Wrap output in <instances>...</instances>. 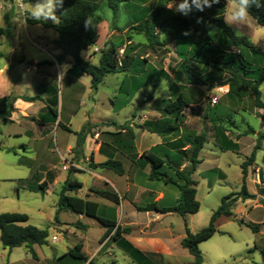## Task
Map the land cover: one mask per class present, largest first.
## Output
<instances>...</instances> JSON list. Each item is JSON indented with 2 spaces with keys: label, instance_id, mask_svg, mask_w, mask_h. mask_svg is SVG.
Masks as SVG:
<instances>
[{
  "label": "rangeland",
  "instance_id": "obj_1",
  "mask_svg": "<svg viewBox=\"0 0 264 264\" xmlns=\"http://www.w3.org/2000/svg\"><path fill=\"white\" fill-rule=\"evenodd\" d=\"M97 1L99 9L94 20L100 39L90 50L83 52V56L88 57L90 52L96 49L97 51L91 53V57L92 63L97 64L101 52L107 50L112 41L122 40L123 42L117 57L113 60L118 73L107 75L96 93L92 92L89 75L82 74L74 68L71 71L73 58L70 56L67 57L70 62H65L62 67L63 70L70 68L69 74L75 76L69 77L70 79L67 78L66 73L60 75L56 67L38 65L44 60H51L52 57L49 54L57 60L61 53L57 52L53 39L58 35L55 31L41 25L28 23L23 25L18 9L19 0H0V27L6 28L9 22L14 26L12 37L7 38L0 35V51L5 54L9 63L8 74L13 79L14 85L20 83L23 77L26 79L27 72H34L36 77H46V79L54 76L51 84L53 83L52 88L55 89L56 98L60 101L59 113L63 124L68 125L75 133L83 129L89 133L91 138L100 133L99 140L111 143L120 137L122 130L136 129L142 147H149L161 139L164 150L160 152V155H163L164 151L177 153L182 148H189L188 136L206 133L207 143L201 151L202 162L200 167H197L198 171L192 176L196 181L197 200L200 203L198 213L188 215L185 219L172 213L165 216L162 222L159 219L154 221L155 219L151 218L150 220L147 215L140 214L131 234L137 242L155 245L159 248L157 253L151 254L152 259L158 264H192V255L180 245V241L186 235L185 222L190 232L201 231L208 226L222 198L241 191V164L250 156L260 134L264 132V119L258 113L259 111L264 113V111L254 106V98L249 90H244L237 85L232 88L230 85L220 87V80L216 75L201 67L191 65V62L180 53H185L184 43L180 44L155 29L159 45L152 47L144 36L127 33L128 28L141 19L142 9H155L158 6V0H141L140 3L130 2L121 5L117 17H114L105 0ZM35 2L36 0H31V3ZM176 2L179 3L180 0ZM167 10L171 14H179L168 8ZM230 28L235 33V29ZM242 37L249 39L254 45L264 50V28L258 23L250 29H245ZM233 51L240 52L236 48ZM131 59L144 62L139 81L145 87L135 95L128 96L131 92L129 80L125 82L123 92L119 90L125 74L122 70L125 66H130ZM184 65L192 67L199 76L206 80L207 84H187ZM161 72L165 73L168 79H160L157 89L154 90L152 82ZM224 79H227V76ZM162 80L167 82L166 91L161 87ZM72 82L76 90L73 96L74 101H71V98L67 99V84ZM263 87L264 83L260 89L262 90ZM13 91L30 93L22 86H13ZM178 93H182L189 104L184 111V118L179 123V135L163 139L148 131L144 122L160 121L161 111L164 108L162 101ZM213 99H218L217 104H213ZM131 100L133 104H129ZM262 100L264 102V96ZM205 114L206 118H204ZM18 118L22 119L14 123L11 121L4 123L3 118L0 117V146L2 147L0 149V214L28 215L27 224L48 230L49 244L36 247L39 257L36 260L25 247L15 248L9 255L8 250L4 249L0 243V264H83L82 261L70 257L57 259L54 262L50 258L52 255L62 256L65 251L79 243H84L86 250L92 251L98 246L102 233L101 228L94 219L83 217V223L92 225L90 229L83 232L76 228L75 233H67L65 224L77 223L79 216L69 211H61L57 215L60 185L48 186L45 194L30 189V185L54 178L64 179L70 173H74V178L84 184V191L93 185L99 186L102 182L93 173L77 172V170L93 168L91 161H80L77 165L73 163L75 157L68 155V148L76 145L74 133L61 128L55 131L54 126L44 127L40 120L36 121L32 117L19 115ZM88 118L89 121L86 123ZM131 120L135 121L134 128L130 127ZM215 124L224 128L230 139L240 142L238 153L223 152L218 147L214 135ZM32 130L44 136L49 134L46 141H38V137L34 141L29 134H24L27 131L31 133ZM20 133L22 135H19ZM260 143L262 149L257 151L258 164H261L264 157V139ZM114 146L116 145L111 143L110 147ZM7 148H15V150L11 149L13 152H8ZM87 154L90 155L89 152ZM62 155L66 161L62 160ZM143 155L153 157L151 150L144 151ZM257 163L248 167L246 186L247 188L249 186L251 192L259 194L261 190L257 183V172L259 168L264 170V163L263 167ZM123 164L129 167L127 162ZM187 164L185 168L181 166L180 170L187 171L190 168L189 163ZM64 167L67 169L65 170ZM215 168L218 171L210 173ZM165 169L170 175H174L173 170L168 166ZM103 171L116 181L120 193H124V179H120L110 170ZM128 176L130 181H133V169L128 170ZM142 177L138 178L140 187H153L156 191L164 193L162 206L176 205L179 195L176 187L164 185L161 182L148 181L147 183ZM152 197L153 195L150 199H146L145 196H138L135 205L146 206L153 201ZM103 201L106 200L103 199ZM125 209L130 216H137L131 210L129 203H126ZM239 209L245 212L246 216H243ZM233 211L236 216L233 218L220 217L216 222L217 232L209 240L200 244L202 264H263L264 209L252 204V201H247L246 204L240 202L234 206ZM153 216L156 217V215ZM241 221L262 224L260 232H253ZM59 222L63 224L59 225ZM54 236L59 238V241L52 242ZM104 244L106 249L112 245L110 241H105ZM26 251L29 253L27 254ZM129 263L130 259L118 248L113 250V257L103 254V259L95 262V264Z\"/></svg>",
  "mask_w": 264,
  "mask_h": 264
},
{
  "label": "trees",
  "instance_id": "obj_2",
  "mask_svg": "<svg viewBox=\"0 0 264 264\" xmlns=\"http://www.w3.org/2000/svg\"><path fill=\"white\" fill-rule=\"evenodd\" d=\"M107 7L112 11L114 17H117L121 5L130 2L140 3L141 0H105ZM171 0H158V6L151 10L142 9L141 19L134 22L127 33L130 35L144 36L147 43L154 47L159 45L158 35L155 29L158 28L159 33L176 40L180 44L186 45L185 53L181 55L191 62L195 67H201L206 71H210L219 79V86L230 85V87L239 86L244 90H249L254 98V106L264 111V102L262 95L264 87H260L264 83V50L254 45L245 37L237 38L232 29L225 24L224 14L226 12L225 0H220L219 4H214L211 8H206L204 12L194 11L190 16L185 17L181 14H171L167 10V5ZM260 6L256 4L250 5V14L256 19L257 23L264 28V0H259ZM99 3L97 0H64L62 7H57V15L60 19L59 24L51 22H37L29 19L30 25H41L46 29L55 31L58 35L55 40L56 46L61 50V54L57 58V63L62 65L68 56L73 58V67L71 71L77 69L82 74L91 77V89L96 93L99 86L104 82L107 75L117 74L118 71L113 65V60L117 57L122 46V40L112 41L108 49L102 51L98 64H93L84 60L81 53L92 46H95L100 39L97 29L85 30L84 20L88 16L93 18L97 15ZM202 17L203 22L197 23V18ZM191 31L190 35H184L186 31ZM14 26L9 22L6 28L0 27V35L7 38L12 37ZM236 48L240 52L233 51ZM129 57L128 54L126 56ZM143 61L130 60L129 67L125 66L122 70L129 73V82L133 83V88L128 96H133L145 86L139 81V76L143 71ZM38 65H51V62L44 61ZM184 71L187 76L186 83L189 85H206L204 78L199 76L192 67L184 65ZM227 76V79L223 78ZM168 79V76L161 72L158 78L153 80L154 90L158 87L160 79ZM125 81V80H124ZM121 84L120 92H123L125 82ZM127 91V90H126ZM127 93V92H126ZM18 98L9 95L0 98V117L5 121L14 112V102ZM23 101L34 102L39 99L36 97H21ZM164 108L161 111V120L158 122H144L145 127L151 133L157 134L161 138L170 136H178L179 123L184 118V111L189 104L184 99L182 93L173 94L168 100H163ZM50 120L47 123H56L58 118V108L55 106L48 108ZM264 119V113L260 114ZM206 114L204 118H206ZM57 126L67 132H71L70 128L61 122ZM88 132L81 130L76 133L77 142L73 149L75 157H79L83 153ZM215 142L223 152L238 153L240 145L230 139L224 128L214 125ZM187 149H180L176 154L172 155L171 151H164L163 144L157 145L151 149L153 157L149 158L142 155L140 161L150 167L148 180L160 181L166 185H174L179 192L176 205L172 207L160 206L157 203H151L145 207H139V212H157L159 214H178L182 218L188 215L198 213L200 203L197 200L196 181L192 175L197 171V167L201 163L199 159L200 153L207 143L206 133L202 132L198 135L188 136ZM264 139V132L258 138L257 144L250 156L241 164L242 169V187L238 193H231L222 198L221 204L216 211L213 212L207 227L197 233H192L185 222L186 235L181 240L180 245L186 249L193 257L192 264H202L203 256L200 250V244L209 240L216 232L217 220L224 216L233 218L234 206L238 200L245 201L248 199L255 200L257 196L251 194L246 186V178L248 167L255 163L256 153L261 149L260 141ZM1 149V148H0ZM8 152L13 150L8 149ZM185 163H189L190 168L187 171L180 170ZM164 166H168L173 170L174 175H170L163 170ZM93 169H106L114 172L119 176L126 173L124 164L118 159H108L107 161L95 164L92 163ZM217 168L210 171L216 173ZM259 177L264 182V170L259 171ZM52 180V179H51ZM44 180L30 185V189L45 194L48 190L50 181ZM53 181V180H52ZM83 184L72 178V173L68 175L58 193V212L70 211L77 214H85L88 217L95 218L100 221L105 229V233L100 239V243H104L107 239L116 244L134 264H158L149 254L143 253L133 244L127 241L123 235L129 233L128 228H122L117 223V210L114 207L101 206L97 202L85 200L77 196L71 195L82 188ZM92 193L101 197L115 205H120V196L112 189H92ZM260 203L264 206V199H260ZM29 217L21 213H2L0 214V243L4 249L11 252L15 248L25 247L34 259H38L35 246H45L49 244V232L45 229H39L33 225L27 224ZM58 221V217H57ZM253 232H259V225L247 224ZM82 244L74 246L66 256L72 259L85 262L88 257L82 252ZM264 264V251H262Z\"/></svg>",
  "mask_w": 264,
  "mask_h": 264
},
{
  "label": "crops",
  "instance_id": "obj_3",
  "mask_svg": "<svg viewBox=\"0 0 264 264\" xmlns=\"http://www.w3.org/2000/svg\"><path fill=\"white\" fill-rule=\"evenodd\" d=\"M56 39L57 38L53 39L54 43H55ZM92 47H90L89 49H87L85 51L90 50ZM56 48H57V52L61 53V50L57 46H56ZM85 51H83V52H85ZM94 51H97V50L96 49L92 50L88 57H84L83 52L81 53V56L84 60H87V61L92 63L91 53H94ZM49 55L52 57V59L51 60H44V61L51 62V65H46L47 67H51V68L56 67L58 69L60 75L66 73L68 75L67 78L75 77V76L69 74L70 68H68V69L66 68L65 70H63V68H62L64 66L65 62H70L69 60L66 59L62 65H59L57 63V60H55V58L52 56V54H49ZM98 62H99V60H98ZM8 72H9V63L6 60L5 54L0 51V98L6 97L9 95H13V96L18 98L14 102V105H13V107L15 109L14 112L11 114L10 117L7 118L6 121L3 119L4 123H8L9 121L14 123L16 120L20 121L22 118H18V116L21 115L23 117L24 116L25 117H32L36 121L40 120L43 123L44 127L49 128L50 126H54L55 131L60 129V127L57 126L58 122H61L63 124V122L60 118V113H59L60 101H59V99L56 98L55 89L52 88L53 83L51 84V82L54 81V76L46 79V77H38V76L36 77L34 72L33 73L27 72L28 76L26 77V79L23 77V80L20 83L14 85L12 83L13 79L9 76ZM112 75H115V74H112ZM128 77H129V73L125 72V74L123 75V79H122L121 84L123 83L124 80H125L124 82H127V80H129ZM61 81L63 82L62 79H61ZM67 85H68L67 99L71 98V101H74L73 96L75 95V91H76L74 88V82L69 83ZM129 85H130V90H131L134 85L131 81H130ZM13 86H22L25 90H28L30 93H27L25 91H13ZM23 96H27V97L38 96L39 99L34 101V102H26V101H23L21 99V97H23ZM263 96H264V94L262 95V98H263ZM93 100H95V99H93ZM129 104H133L132 100L129 101ZM55 105L58 108V113H59L57 121H56V123H49V122L47 123V121L50 120V116L48 114V108H49V106L53 107ZM34 108H36V109L32 111V109H34ZM258 113L263 114L261 111H259ZM88 121H89V118L86 120V123ZM134 124H135V121L131 120L130 127L134 128ZM63 125H65V124H63ZM65 126L70 128L68 125H65ZM69 133H74L76 136V133L73 132L72 130ZM24 134L25 135L29 134L30 138H32V140H34V141H36V139H37L36 137H38L39 138L38 141H41V142H45L48 135H49V134L46 136H44L43 134L40 135L35 130H32L31 133L27 131ZM19 135H22V133H20ZM99 136H100V133H97L94 138H91L89 133H88L85 144L83 146V153L79 157H75V155L73 153V149L75 147H69L68 148V155H73V157H75V160L73 161V163H75V164H77L80 161L81 162L82 161L83 162L84 161H91L92 163L100 164V163L107 161L108 159H118L124 163L127 162L129 167L124 166L126 173L123 176H119L116 174L120 179L121 178L124 179V188H123L124 193H120L121 191H119L116 181H114L111 177H109L107 174H105V172L103 171L105 169H99L98 168V169H85V170L82 169V171L77 170L78 173L79 172H87L89 174L93 173V174L97 175L98 179L101 180L102 183L99 186L93 185V186L89 187L86 191H84V184L82 183L83 184L82 188L76 193H71V195L77 196L79 198H83L85 200L97 202L101 206L116 208L118 225H120L122 228H128L129 229V233L123 235V237L145 254L151 255V254L157 253L159 251L158 247H156L155 245H146V244H143L141 242H137L131 236V234L133 233L132 228H134L137 225V221H138L140 214L147 215V217L150 220H151V218L155 219L154 221L159 219L160 222H162V220L164 219L165 216L169 215V214H164V215L159 214V213L154 212V211L153 212H139L138 208L142 207V206L135 205L136 198L138 196H140V197L145 196L146 199H150L151 196L153 195V197H152L153 201L151 203H157L158 205L162 206L161 202L164 200V197H165L164 193L162 191H156L153 187L142 188V187H140V185L138 183L139 176H143L142 178H144L146 180V182L149 183L148 182L149 181L148 175H149L150 167H148V165L146 166L143 162L140 161L141 156L143 155L144 151H146V150L150 151L153 147H155L157 145H161V139L158 140L159 141L158 143H152V145L149 147H142L137 130L136 129H134V130L124 129V130H122V134L120 135V137H118L117 139H115L114 141L111 142V143H114L116 146L110 147L111 143H109L108 141L99 140ZM76 142H77V137H76ZM235 142H237L240 145L239 141H235ZM103 146H104V148H103ZM0 148H2V147L0 146ZM8 149H14L15 150V148H7L6 150H8ZM261 149H262V146H261ZM87 152H89L90 155H88ZM171 152H173V151H171ZM43 153H44V151H43ZM37 154L39 155L38 151H37ZM174 154H176V153L173 152L172 155H174ZM64 159H65V157L62 155V160H64ZM199 159L202 162V152L200 153ZM64 161H66V160H64ZM255 162L257 163V153H256V161ZM263 163H264V157L261 160V164H258V163L257 164L260 167H263ZM187 165L188 164L185 163L183 165V168H185ZM200 165H201V163L199 164V167H200ZM165 167L166 166L163 167V170L167 171L165 169ZM78 168H79V166H78ZM79 169L81 170V168H79ZM129 169H133V174H134L133 181H130V179H129V176H128V170ZM260 170L261 169L259 168L258 172H257V177H258L257 183H258V185H260L261 192L259 194L255 193V192L253 193V192H251V190L248 186V191L251 194H255L257 196V199H255V200L248 199L245 201L240 200L239 202L236 203V205H238L240 202L242 204H246L247 201H252V204H254L255 206H259L260 208L264 209V206L260 203V199H264V182L261 181V179L259 177V171ZM99 171H100V173H99ZM197 171H198V169H197ZM67 177L68 176H66L64 179L62 177L54 178L53 181L49 184V187L51 185H55V186L60 185V189H61V187L63 186L64 181L66 180ZM72 178L75 179L74 173L72 174ZM154 182H160V181H154ZM161 183H163V182H161ZM164 185H166V184H164ZM172 186H174V185H172ZM105 188H110V189L114 190L120 196V198H121L120 205L117 206V205H115V204H113L107 200L103 201V198L98 197L97 195H95L94 193L91 192L92 189L94 190V189H105ZM126 203H129L131 210L133 212H135L137 214V216L134 217V216L129 215V213L125 209ZM151 203H149V204H151ZM143 207H145V206H143ZM164 207H166V206H164ZM241 211L242 210L239 209V212H241ZM75 214H77V213H75ZM241 214H243V216H246L245 212H241ZM77 215L79 216L77 223H72L69 225L67 223L65 224V225H67V226H65L67 233H75L76 228L79 230H82L83 232H87L90 229V227L92 226L89 223H83L82 222V218L88 217V216H86L85 214H77ZM153 215H156V217ZM234 215H235V213H234ZM88 218H91V217H88ZM134 218H136V219H134ZM92 219H94L96 221L97 225L101 228V230H102L101 237H102L103 234L105 233V229L103 228V226L101 225L99 220H97L95 218H92ZM61 224H63V223L59 222V225H61ZM247 224L259 225V232H260L262 224H260V223H247ZM101 237H100V239H101ZM100 239L98 241V246L96 248H94L92 251H87L86 247H85L86 245L84 243H79V244H82V246H83L82 252L88 257L87 261L83 262V264H95V262L97 260L103 259V254L108 256V257H113V250L115 248H118L117 245L110 241L112 243V245L106 249L105 244L100 243ZM57 241H59V238L54 236L52 238V242H57ZM106 241L109 242L108 239ZM36 247L37 246L34 247L35 251H36ZM71 249H72V247L69 248L67 251H65L63 253V255L60 257H58L57 255H52L50 260L52 262H54L57 259L68 258L69 256H66V255L69 252V250H71ZM118 249L121 250L120 248H118ZM12 252H13V250L11 252H8L9 255L12 254ZM26 253L28 254L29 252L26 251ZM37 256H38V254H37ZM38 259H39V257H38ZM129 264H134L131 259H130Z\"/></svg>",
  "mask_w": 264,
  "mask_h": 264
},
{
  "label": "clouds",
  "instance_id": "obj_4",
  "mask_svg": "<svg viewBox=\"0 0 264 264\" xmlns=\"http://www.w3.org/2000/svg\"><path fill=\"white\" fill-rule=\"evenodd\" d=\"M64 0H36L33 4L31 0H19L18 9L23 25L27 24L29 19L37 22L51 21L53 24H59L60 19L56 15L57 7H62ZM220 0H171V3L166 6L185 17L190 16L194 11L204 12L206 8H211L214 4H219ZM256 4L260 6L259 0H226L227 11L224 15V22L229 27L235 29V36L242 37L245 34V29H250L257 24L256 19L250 14V5ZM203 18H197V23H202ZM97 26L96 21L92 16H88L84 20L85 30H93ZM184 35H190L191 31H186ZM151 89V86H149ZM161 87L166 91L167 82L161 81Z\"/></svg>",
  "mask_w": 264,
  "mask_h": 264
},
{
  "label": "built area",
  "instance_id": "obj_5",
  "mask_svg": "<svg viewBox=\"0 0 264 264\" xmlns=\"http://www.w3.org/2000/svg\"><path fill=\"white\" fill-rule=\"evenodd\" d=\"M156 30L159 31L158 28H156ZM221 89H223V88H221ZM212 102H213V104H217L218 99H213ZM64 169L66 170L67 167H64Z\"/></svg>",
  "mask_w": 264,
  "mask_h": 264
}]
</instances>
